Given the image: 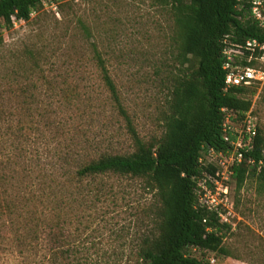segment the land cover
Returning <instances> with one entry per match:
<instances>
[{
	"label": "rangeland",
	"instance_id": "obj_1",
	"mask_svg": "<svg viewBox=\"0 0 264 264\" xmlns=\"http://www.w3.org/2000/svg\"><path fill=\"white\" fill-rule=\"evenodd\" d=\"M260 10L264 13V4ZM175 33L169 10L152 0L44 3L29 22L15 21L13 27L2 28L0 104L15 114L12 126L17 127L20 115L26 111L22 109L23 90L35 96L31 105L38 114L46 113L51 103L53 111L57 110L50 96L71 89L77 95L74 103L59 112L69 117L71 127L77 128L70 133L73 138L55 140L50 149L58 144L70 146L75 151L84 150L91 160L108 153L130 154L134 140L101 78L97 56L104 60L137 134L148 141L162 135L174 78L184 70ZM247 55L240 62L252 63L263 79L247 87L255 93L246 96L252 102L246 118L240 120L234 114L227 117L238 133L252 125L264 133V52ZM0 126L10 127L1 121ZM24 147L27 151L22 154L27 159L20 153L13 159L20 160L21 169H28L33 149ZM10 152L3 150L1 158L5 160ZM46 158H50L49 153L43 156L42 165L49 168ZM203 163L221 172L218 158H209L206 151ZM225 185L229 202L223 222L230 225L222 231L225 253L198 249L191 253L210 264H264V190L255 179H249L241 190L232 178ZM98 188H105L106 195L100 197L95 212L82 216V222L75 220L63 226L59 244L52 241L51 245L52 227L43 224L49 244L38 253L22 248L16 241V229L4 218L0 222V264H138L139 246L155 230L154 213L142 211L153 204L154 194L145 192L143 183L131 178H98L95 191ZM77 248L85 256H64Z\"/></svg>",
	"mask_w": 264,
	"mask_h": 264
},
{
	"label": "trees",
	"instance_id": "obj_2",
	"mask_svg": "<svg viewBox=\"0 0 264 264\" xmlns=\"http://www.w3.org/2000/svg\"><path fill=\"white\" fill-rule=\"evenodd\" d=\"M152 1L173 16L184 67L174 78L161 136L148 141L139 137L100 56L97 62L101 78L134 140L130 154L108 153L91 160L84 150L75 151L70 146L58 144L50 149L55 140L73 138L70 133L77 128L71 127L69 117L59 112L74 103L77 95L71 89L50 96L57 110L53 111L51 103L46 113L38 114L31 105L35 96L21 90L22 109L26 111L20 115L17 127L12 126L15 114L0 104V121L10 126H0V222L10 220L23 249L38 253L44 244H49L43 224L52 227L51 245L59 244L63 226L85 220L81 217L94 213L100 197L106 195L105 188L95 191V180L119 177L140 180L143 190L155 196L153 204L142 209L144 213H154L155 230L142 240L138 264H210L193 256L191 250L225 253L222 231L230 229V225L218 213L200 205L199 181L205 173L215 176L217 171L213 166L206 167L201 159L210 149L221 154L231 151L223 140L227 116L234 114L244 120L252 107L246 96L255 91L246 86L226 89L224 49L225 42L239 47L250 41L264 45V25L253 14L255 7L261 9L264 0ZM47 2L58 0H0V40L3 27L11 28L15 21L29 22ZM262 53L256 51L257 55ZM242 64L253 67L252 63ZM24 144L33 149L30 169H21L20 160L13 159L18 158V153L27 159L22 154L27 151ZM3 150L12 151L5 160L1 158ZM43 153H49V168L42 165ZM232 171L230 178L238 190L249 179H255L264 190V133L260 128L253 148L244 152L242 163L235 164ZM81 251L77 248L64 256H85L80 255Z\"/></svg>",
	"mask_w": 264,
	"mask_h": 264
},
{
	"label": "built area",
	"instance_id": "obj_3",
	"mask_svg": "<svg viewBox=\"0 0 264 264\" xmlns=\"http://www.w3.org/2000/svg\"><path fill=\"white\" fill-rule=\"evenodd\" d=\"M253 14L264 25V16L258 6L253 9ZM225 45L224 55L227 57V61L224 70L227 72V90L234 87H248L252 83L262 81L263 74L260 71L252 67H245L239 59L245 55L249 57L247 52L255 53L257 50L264 52V45L256 41L248 42L245 47L230 46L226 42ZM229 121L230 119L227 117L226 123L223 125V140L229 143L231 151L221 154L213 149L208 150L209 158H218V167H220L221 172L216 168L215 176L208 175V178L204 176L199 181V187L201 188L200 205L209 211L218 213L223 221L226 220L223 211L228 209L229 202V188L225 185V182L229 181L233 174L232 167L235 164L242 163L244 152L253 148V140L257 135V130L253 125L246 126V129L238 133L231 128ZM201 162L203 163V159H201ZM249 162L253 163L254 161L251 159Z\"/></svg>",
	"mask_w": 264,
	"mask_h": 264
}]
</instances>
